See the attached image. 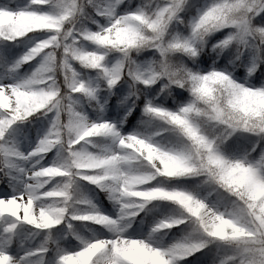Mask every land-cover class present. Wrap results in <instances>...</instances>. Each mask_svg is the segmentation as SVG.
Instances as JSON below:
<instances>
[{"label":"snow or ice","instance_id":"1","mask_svg":"<svg viewBox=\"0 0 264 264\" xmlns=\"http://www.w3.org/2000/svg\"><path fill=\"white\" fill-rule=\"evenodd\" d=\"M0 264H264V0H0Z\"/></svg>","mask_w":264,"mask_h":264},{"label":"rangeland","instance_id":"2","mask_svg":"<svg viewBox=\"0 0 264 264\" xmlns=\"http://www.w3.org/2000/svg\"><path fill=\"white\" fill-rule=\"evenodd\" d=\"M199 255V254H198Z\"/></svg>","mask_w":264,"mask_h":264},{"label":"trees","instance_id":"3","mask_svg":"<svg viewBox=\"0 0 264 264\" xmlns=\"http://www.w3.org/2000/svg\"><path fill=\"white\" fill-rule=\"evenodd\" d=\"M191 259V258H190Z\"/></svg>","mask_w":264,"mask_h":264}]
</instances>
